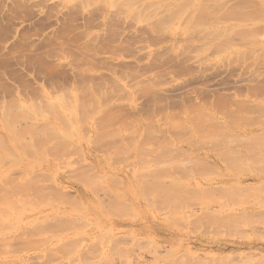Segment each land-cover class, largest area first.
<instances>
[{"label": "rangeland", "instance_id": "rangeland-1", "mask_svg": "<svg viewBox=\"0 0 264 264\" xmlns=\"http://www.w3.org/2000/svg\"><path fill=\"white\" fill-rule=\"evenodd\" d=\"M0 135V264H264V0H0Z\"/></svg>", "mask_w": 264, "mask_h": 264}, {"label": "bare ground", "instance_id": "bare-ground-1", "mask_svg": "<svg viewBox=\"0 0 264 264\" xmlns=\"http://www.w3.org/2000/svg\"><path fill=\"white\" fill-rule=\"evenodd\" d=\"M254 51H255V50H254ZM56 100H57V99H56ZM56 114H57V113H56ZM58 114H60V113H58ZM58 114H57V115H58ZM61 115L64 116V113H62ZM58 117H59V116H58ZM60 117H61V116H60ZM60 117H59V118H60ZM60 119L62 120V118H60ZM69 121H70V120H69ZM72 122H73V121H72ZM73 123H74V122H73ZM72 126H73V124H72ZM76 126H77V125H76ZM76 126H75V127H76ZM75 127L73 126L72 128H69V129L72 130L73 128L75 129ZM7 128H8V126H7ZM5 130H6V128H5ZM11 130L13 131V129H11ZM11 130H9V134L11 133V132H10ZM72 131H73V130H72ZM13 132H15V131H13ZM73 132H74V131H73ZM14 134H15V133H14ZM74 134H75V133H74ZM7 135H8V134H7ZM12 135H13V134L8 135V136H12ZM0 136H2V135H0ZM75 136H76V135H75ZM12 137H13V136H12ZM9 138H10V137H9ZM0 139H1V138H0ZM10 139H11V138H10ZM80 139H81V138H80ZM1 140H3V139H1ZM1 140H0V141H1ZM16 141H17V140H16ZM2 142H4V140L0 142V144L3 145L4 147H3V146H1V147H2V148H5V145H6V144L4 145ZM78 142H79V141H78ZM81 142H82V141H81ZM81 142H80V144H81ZM15 143H16V142H15ZM19 143H20V141H19ZM17 144H18V142H17ZM20 144L23 145L22 143H20ZM14 145H15V144H14ZM16 159H18V157H17ZM17 161H18V160H17ZM21 163H22V162H21Z\"/></svg>", "mask_w": 264, "mask_h": 264}]
</instances>
